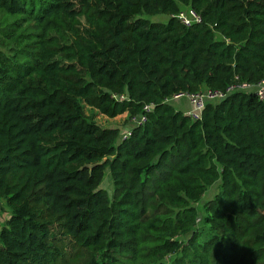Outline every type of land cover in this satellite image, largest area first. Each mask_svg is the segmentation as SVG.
<instances>
[{"label":"trees","instance_id":"trees-1","mask_svg":"<svg viewBox=\"0 0 264 264\" xmlns=\"http://www.w3.org/2000/svg\"><path fill=\"white\" fill-rule=\"evenodd\" d=\"M263 78L264 0H0V264H264V101L165 102Z\"/></svg>","mask_w":264,"mask_h":264},{"label":"built area","instance_id":"built-area-1","mask_svg":"<svg viewBox=\"0 0 264 264\" xmlns=\"http://www.w3.org/2000/svg\"><path fill=\"white\" fill-rule=\"evenodd\" d=\"M177 18L180 22L185 26H190L194 23L201 22V17L198 13H196L193 9L187 8L186 10L180 11L177 14ZM235 91H245L252 92L259 100L264 101V78L255 84L249 83H236L231 84L226 87L224 90H213V89H203L200 91L192 92V93H177L170 98H166V103H171L173 100L177 99H186L189 103V110L184 112L187 116H189L192 120H200L202 117V111L208 103H217L225 99L231 93ZM152 108V105H145L144 110L149 111ZM147 121V116L143 113L140 116H134L129 118V122L132 125H143ZM124 135H129V131Z\"/></svg>","mask_w":264,"mask_h":264},{"label":"rangeland","instance_id":"rangeland-1","mask_svg":"<svg viewBox=\"0 0 264 264\" xmlns=\"http://www.w3.org/2000/svg\"><path fill=\"white\" fill-rule=\"evenodd\" d=\"M146 19L149 21H166L167 16L166 15H151V16H145ZM184 99V98H182ZM181 99L173 100L171 101V105H173L176 109H180L181 106ZM183 109V108H182ZM85 113L87 115H91L92 119L101 127H110V128H119V137L118 141L121 140L122 135L126 134V131L129 130L128 125V114L125 117L117 116L115 118H109L101 113H99L98 110L91 108L89 106H84ZM103 189H105L109 194L112 192V183L110 178L109 170L106 169L104 178L102 180V183L100 185ZM219 184L218 182L214 185L210 186L205 194L203 195V198L200 203L197 204V207L200 212H202V204L212 198L214 194L218 191ZM10 209L5 205L4 201L0 199V222H3L10 214Z\"/></svg>","mask_w":264,"mask_h":264},{"label":"crops","instance_id":"crops-1","mask_svg":"<svg viewBox=\"0 0 264 264\" xmlns=\"http://www.w3.org/2000/svg\"><path fill=\"white\" fill-rule=\"evenodd\" d=\"M181 101H182V103H181V108L180 109H178V110H180L181 112H186V111H188L189 110V108H190V106H189V103L187 102V100L186 99H181ZM173 106V105H172ZM183 108V109H182ZM127 115V113H124V114H122V115H120L121 117H125ZM128 131V130H127ZM126 131V132H127Z\"/></svg>","mask_w":264,"mask_h":264}]
</instances>
